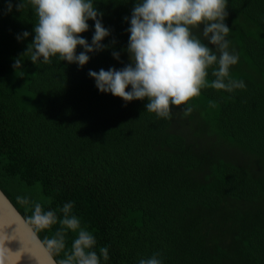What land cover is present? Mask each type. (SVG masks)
Returning <instances> with one entry per match:
<instances>
[{
  "label": "trees",
  "instance_id": "trees-1",
  "mask_svg": "<svg viewBox=\"0 0 264 264\" xmlns=\"http://www.w3.org/2000/svg\"><path fill=\"white\" fill-rule=\"evenodd\" d=\"M11 2L8 12L0 0V190L23 219L31 203L18 196L45 209L72 202L97 252L108 249L102 264H139L156 253L162 264H264V0H227L226 39L239 57L230 78L245 87L203 88L168 119L147 112V100L98 92L88 76L129 62L125 18L138 0H93L110 35L82 68L25 56L20 70L13 61L32 42L37 17ZM88 24L81 35L90 44ZM177 120L195 122L196 132H176ZM199 132L213 144L203 147Z\"/></svg>",
  "mask_w": 264,
  "mask_h": 264
},
{
  "label": "clouds",
  "instance_id": "clouds-1",
  "mask_svg": "<svg viewBox=\"0 0 264 264\" xmlns=\"http://www.w3.org/2000/svg\"><path fill=\"white\" fill-rule=\"evenodd\" d=\"M28 5L37 17L32 29L34 36L22 56L14 59V70L22 68L25 56L33 65L49 64L52 57H58L82 68L90 53L106 47L101 42L110 31L103 26V13L93 0H18L15 7L20 12ZM12 7L8 0L7 11L11 12ZM227 17V0H138L130 18H125L130 25L126 48L129 62L119 70H90L88 76L95 81L98 92L110 93L126 104L147 100L145 110L162 119L170 118L174 106L198 97L203 88L226 92L242 89L243 81L230 78V68L238 63L239 57L229 51ZM88 21L94 24L90 44L81 35L88 31ZM194 30H199L200 36ZM29 35L24 31L16 38L20 41ZM78 47L83 49L79 54ZM112 55L119 60L118 53ZM210 69L214 79L209 84ZM191 111L192 108H186L184 115ZM17 202L25 206L31 203V215L24 223L33 237L56 226L54 233L39 243L49 256L59 257L57 264H102V260L109 259L107 247L97 252L96 238L73 214L72 202L59 209H45L27 197L18 196ZM69 233L75 234L70 247ZM13 241L17 240L7 233L0 234V264H8L10 255L16 257L15 264H21L26 254L24 245L18 241L20 247L12 251L7 245ZM159 256L153 254L139 264H162Z\"/></svg>",
  "mask_w": 264,
  "mask_h": 264
},
{
  "label": "water",
  "instance_id": "water-1",
  "mask_svg": "<svg viewBox=\"0 0 264 264\" xmlns=\"http://www.w3.org/2000/svg\"><path fill=\"white\" fill-rule=\"evenodd\" d=\"M4 233L17 240L7 245L12 251L20 247L18 241L24 245L26 254L21 264H57L40 245L39 238L33 237L23 217L0 190V234ZM15 261V256L8 257V264H15Z\"/></svg>",
  "mask_w": 264,
  "mask_h": 264
},
{
  "label": "rangeland",
  "instance_id": "rangeland-1",
  "mask_svg": "<svg viewBox=\"0 0 264 264\" xmlns=\"http://www.w3.org/2000/svg\"><path fill=\"white\" fill-rule=\"evenodd\" d=\"M129 59V58H128ZM174 126L177 128V130H176V132H181L182 134H184V135H187V136H189V135H191V132H196V130H197V124L195 123V122H185V123H180V121L179 120H177V122H174ZM180 129V130H179ZM200 133V132H199ZM202 135V133H200V136ZM190 137V136H189ZM188 139H190V138H188ZM191 140V139H190ZM199 140H201L202 141V145H203V147H204V142L206 141V140H204L203 139V136H201V138H199ZM198 139H193V140H191V141H199ZM206 143H208V144H213V140H211V141H206ZM228 152V154H230V156L232 155H234V153L235 152H233L232 150L231 151H227Z\"/></svg>",
  "mask_w": 264,
  "mask_h": 264
}]
</instances>
